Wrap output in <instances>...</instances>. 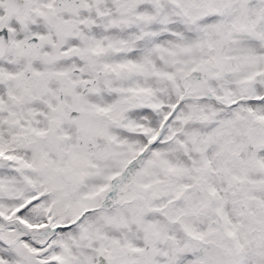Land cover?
I'll list each match as a JSON object with an SVG mask.
<instances>
[{
	"label": "snow or ice",
	"instance_id": "6c2138e0",
	"mask_svg": "<svg viewBox=\"0 0 264 264\" xmlns=\"http://www.w3.org/2000/svg\"><path fill=\"white\" fill-rule=\"evenodd\" d=\"M0 264H264V0H0Z\"/></svg>",
	"mask_w": 264,
	"mask_h": 264
}]
</instances>
